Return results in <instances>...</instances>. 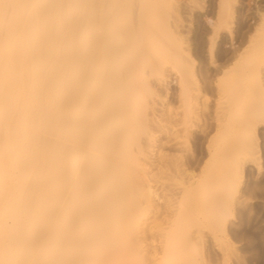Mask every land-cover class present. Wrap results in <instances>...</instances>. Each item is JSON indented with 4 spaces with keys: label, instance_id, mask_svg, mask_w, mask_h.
Listing matches in <instances>:
<instances>
[{
    "label": "bare ground",
    "instance_id": "obj_1",
    "mask_svg": "<svg viewBox=\"0 0 264 264\" xmlns=\"http://www.w3.org/2000/svg\"><path fill=\"white\" fill-rule=\"evenodd\" d=\"M0 264H264V0H0Z\"/></svg>",
    "mask_w": 264,
    "mask_h": 264
}]
</instances>
